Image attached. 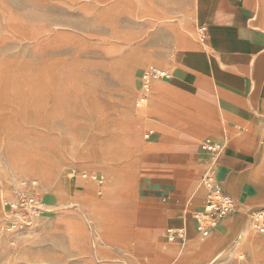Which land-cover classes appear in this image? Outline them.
<instances>
[{
  "label": "rangeland",
  "instance_id": "obj_1",
  "mask_svg": "<svg viewBox=\"0 0 264 264\" xmlns=\"http://www.w3.org/2000/svg\"><path fill=\"white\" fill-rule=\"evenodd\" d=\"M196 9L195 0H0V226L10 216L6 203L24 183L50 204L41 214L26 213L17 229L0 231V264H264V234L253 226L244 233L260 240L250 247L253 256L240 250L243 240L237 243L238 220L243 225L264 209V103L260 124L220 120L218 134L211 127L214 110L198 109L188 93L173 96L160 88L167 80L156 79L159 94L152 84L145 117L137 110L128 117L130 108L137 109L143 75L153 67L148 58H164L177 70L189 51L203 47ZM256 13L264 26V0ZM136 69L139 86L131 81ZM199 123L210 126L197 140L201 153L207 139L224 142V148L243 146L245 158L231 170L232 182L219 178L237 209L206 238L194 229L200 248L173 262L201 211H186L180 225H171L184 232L174 241L168 229L141 219L144 209L160 207V167L172 151L160 148L155 137L165 126V144L179 143L184 155L196 140L189 131ZM130 125L149 149L134 144ZM202 154L200 165L177 167L188 178L181 183L188 196L196 190L206 198L202 176L215 156ZM28 165L58 172L43 182L21 174ZM82 181L115 191L69 189ZM249 189L254 194L244 200Z\"/></svg>",
  "mask_w": 264,
  "mask_h": 264
},
{
  "label": "crops",
  "instance_id": "obj_2",
  "mask_svg": "<svg viewBox=\"0 0 264 264\" xmlns=\"http://www.w3.org/2000/svg\"><path fill=\"white\" fill-rule=\"evenodd\" d=\"M195 1L197 3L198 18L202 25L207 27V38L206 42L202 43L203 47L189 51L182 59V67L177 70L174 69L171 61L164 58H148V66L172 71V79L167 81L166 86L160 85V88L172 91L173 96H180L181 92L188 93L195 101L198 109L214 110V122L216 123L214 124L215 127L213 125L211 127L214 131L218 129V134L221 131V121L224 124H226V121L230 123L260 124V121L256 122L260 116L261 104L264 103V70H262L264 69V26L259 23L256 13V7L260 5V0ZM142 66L144 64H141L139 68L137 67L138 70ZM138 70L131 77V81H137L136 86H139L141 80V75L138 76ZM62 87L63 85L61 89ZM153 87L155 89L154 94L158 95L157 83L153 82ZM150 95L144 102L139 100L136 103L137 109L130 108L129 118L136 110L145 117L148 101L151 98ZM62 96L61 101H63ZM63 108V105H61L59 111L66 116ZM55 112H58V108H55ZM172 117L175 124L177 122L175 121L177 119L175 112H173ZM224 130L227 134L228 129L224 128ZM169 131L165 126L161 127L160 125L155 137L156 140L160 141V148L172 150L165 155L160 167V199L162 198V202L160 207H156L154 210L144 209L141 215V219L145 223L168 230H170L171 225L181 224L183 214L186 211L190 210L191 213L202 211L206 201L205 197L197 195L196 190L188 196L186 188L181 187L182 181L188 178L184 177L185 172L177 167L184 164L200 165L203 161L202 153L211 156L206 152L201 153L199 147L196 146L198 138L210 131L209 125L199 123L194 130L189 131V134L193 135L196 140L194 138L191 140L193 141L189 147L191 150L184 155H180L178 152L181 149L179 143L165 144ZM129 133L135 145H141L140 149L144 151L149 149V146H142V141L135 127L130 125ZM151 133L154 132L151 131ZM172 133H177V130H173ZM225 139L232 143L230 137L227 136ZM214 140L222 143L225 147L224 142L218 139ZM231 145L233 146V144ZM231 145L228 144L226 151L217 163L216 158L211 161V163L218 166L219 172L216 173V180L219 183V178L231 183V180H233L229 178L231 170L236 162L243 161L242 159L245 158L239 151L243 149V146H236V148ZM20 172L25 175L39 176L43 182H49L55 178L58 170L54 169L53 166L51 169L48 167L42 169L28 165L27 168H21ZM64 175L70 176L72 173L65 170ZM92 175L95 174L90 176ZM84 176L87 175L83 174L82 178ZM102 178L104 179V177ZM89 181H82V183L74 185L69 182V189L72 191L73 187L76 189L82 186L87 192H105L107 195L115 191L108 186H103L101 190L95 189ZM220 185L222 190L234 199L231 194L224 190L222 183ZM231 185L230 187H232ZM253 194V190L249 189L243 199L247 200V197H252ZM202 199H204V205L201 202ZM48 205L50 204L46 203V206ZM242 221V219H239L237 222L239 226H242L241 231L246 230L249 226V222H244L242 225ZM195 224V230H197L196 221ZM251 242L256 243L252 246L260 245L259 241L257 242L255 239H252Z\"/></svg>",
  "mask_w": 264,
  "mask_h": 264
},
{
  "label": "built area",
  "instance_id": "obj_3",
  "mask_svg": "<svg viewBox=\"0 0 264 264\" xmlns=\"http://www.w3.org/2000/svg\"><path fill=\"white\" fill-rule=\"evenodd\" d=\"M198 33L201 36L200 42L205 43L207 38V27H199ZM171 80V74L165 71H158L154 68L148 69L143 75L142 92L140 99H146L152 90L153 80ZM222 143L207 139L202 144V150L215 158L222 152ZM213 158V159H215ZM202 176V184L206 188V202L201 212L195 215L197 231L203 238L208 237L220 221L234 213L237 209L235 200L227 195L216 180L215 164L211 163ZM7 211L10 216L0 226L2 233H9L21 226L20 218L25 219V214L35 212L41 214L46 209V203L29 186L22 184L15 192L13 199L6 203ZM252 226L255 231L264 234V209L255 212L251 216ZM169 239L174 241L176 238H183L178 232L168 230Z\"/></svg>",
  "mask_w": 264,
  "mask_h": 264
},
{
  "label": "bare ground",
  "instance_id": "obj_4",
  "mask_svg": "<svg viewBox=\"0 0 264 264\" xmlns=\"http://www.w3.org/2000/svg\"><path fill=\"white\" fill-rule=\"evenodd\" d=\"M197 11V10H196ZM197 13V12H196ZM195 19H196V17H195ZM152 68H154V69H156V70H158V71H164V70H162V69H160V68H158V67H155V66H153ZM155 80H153V82H154ZM153 84V83H152ZM151 94V93H150ZM149 94V95H150ZM148 95V96H149ZM147 99V98H146ZM145 98L144 99H140V101H145L146 100ZM227 146L228 145H226V148H227ZM226 148H224L223 150H225ZM84 178H87V176H84ZM206 202V201H205ZM195 221H196V219H195ZM195 222H190L189 224H188V226H187V234L189 235V237H191V239L189 240V243L187 244V246H185V247H183L182 249H180V250H178V252H177V256H175V259H172L173 260V262L175 261V260H177V259H181V257H183V255L186 253V252H188V251H191V250H194V249H198V248H200V245H201V242L198 240V237L199 236H196L195 235V233H196V231H195V233H194V229H195ZM248 230H250V231H252V222H251V220H250V222H249V226H248V228L246 229V230H243V231H241L240 232V234L238 235V242L237 243H239L240 241H242L243 240V243L241 244V247H240V250H246L248 253H250V255H252L251 254V251H250V246H252L253 244H256V243H253V242H251V240L252 239H255V241H260L256 236H254V235H247V237L246 238H243V236H244V233H247L248 232ZM180 232V235L183 237L184 236V232L183 231H179ZM172 239V238H171ZM170 239V241H172ZM250 239V240H249ZM158 254V253H157ZM253 256V255H252Z\"/></svg>",
  "mask_w": 264,
  "mask_h": 264
}]
</instances>
